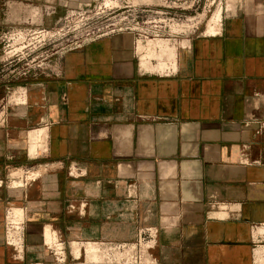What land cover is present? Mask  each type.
<instances>
[{
  "label": "crops",
  "instance_id": "1",
  "mask_svg": "<svg viewBox=\"0 0 264 264\" xmlns=\"http://www.w3.org/2000/svg\"><path fill=\"white\" fill-rule=\"evenodd\" d=\"M249 5L217 36L184 39L171 74L141 71L135 36L121 33L22 83L25 103L0 126V177L7 166L43 170L0 188V264H52L44 227L78 244L151 227L159 264H253L250 228L264 223V0ZM39 129L47 151L32 158L27 135ZM71 164L85 176L71 179ZM9 204L24 210V262L1 239Z\"/></svg>",
  "mask_w": 264,
  "mask_h": 264
},
{
  "label": "rangeland",
  "instance_id": "2",
  "mask_svg": "<svg viewBox=\"0 0 264 264\" xmlns=\"http://www.w3.org/2000/svg\"><path fill=\"white\" fill-rule=\"evenodd\" d=\"M250 1L0 0V99L3 98L0 101V126L6 123L8 109L25 103L26 91L22 83L52 73L50 66L66 53L95 42L84 41L87 32L111 24L115 16L124 13L128 18L126 22L132 24L134 8L137 12L147 11L137 14L136 20L140 24L145 22L143 26L156 25L159 32L151 33L148 31L150 29H145V37L138 38V66L147 73L171 74L175 68L177 49L188 45L183 41L186 38H180L181 35L188 34L187 39L195 34L215 37L220 33L224 18L237 16L243 8L248 9ZM104 4L116 7L104 10ZM59 9L63 10L62 14H59ZM27 136L30 157L47 151L46 129L30 131ZM69 168L67 172L71 179L78 180L85 176L81 166V174L75 168L70 171ZM42 170L7 166L5 177H0V188H23ZM211 215L224 217L226 211L220 209ZM25 222L22 207L12 204L5 207L1 239L12 249V256L17 262L25 261ZM144 228L148 227L138 228L131 241L78 244L66 243L56 231L44 227L41 249L48 254V261L52 264H68L69 261L75 264H159L151 254L156 244V234L148 237ZM250 237L253 264H264V223L252 225ZM5 240L15 247L6 244ZM123 244L126 246L123 247ZM40 260L27 264H44Z\"/></svg>",
  "mask_w": 264,
  "mask_h": 264
},
{
  "label": "built area",
  "instance_id": "3",
  "mask_svg": "<svg viewBox=\"0 0 264 264\" xmlns=\"http://www.w3.org/2000/svg\"><path fill=\"white\" fill-rule=\"evenodd\" d=\"M127 1H129V0H127ZM178 1H180V0H178ZM109 3H114V2H109ZM109 5L105 6V4H104L103 5L104 10H106V9L107 10H111V9L116 7V6L109 7ZM183 5H185V3H183ZM144 12H147V11L146 10H140V11L137 12L136 8H134L132 10V14H131V16H134L132 18V21H131L132 24L126 22V19H128L127 16L124 15V13H121L120 15H122V16H120V15H119L120 17L119 16H115L113 18L114 21L111 24H107V25L101 26V27L97 28L95 31L87 32L85 34L84 41L89 43L91 41H96V40H99V39H102V38H106V37H110V36H113V35H116V34L129 33V34H132L133 36H135V43L138 44L137 43V42H139L138 38L143 39L145 37L144 36L146 34V32L144 31L145 29H150L148 31L151 32V33L159 32L158 30H156L158 28L156 25L143 26V25H146V24H144L145 22H142L140 24L139 21L136 20L138 18L139 13H144ZM103 13H104V11L101 13V15ZM147 22H148V24H153L152 22H149V21H147ZM197 33H201V32H197ZM195 35H197V34H195ZM188 36H189L188 34L187 35L184 34V35H181L180 38L184 37V38L187 39ZM191 36H192V34H191ZM71 168H75L80 174L82 173L81 168H79V166L76 165V164L71 165L70 168H69V171L71 170ZM1 183L2 182H0V187L2 186ZM144 230H145L146 235L148 237L155 236V234H156V229H154V228L148 227V228H144ZM5 243L15 247V245L10 244L8 242V240L7 241L5 240ZM122 246L124 247L126 245L123 244Z\"/></svg>",
  "mask_w": 264,
  "mask_h": 264
},
{
  "label": "bare ground",
  "instance_id": "4",
  "mask_svg": "<svg viewBox=\"0 0 264 264\" xmlns=\"http://www.w3.org/2000/svg\"><path fill=\"white\" fill-rule=\"evenodd\" d=\"M211 44H212V43H211ZM212 46H213V45H212ZM218 46H219V45H218ZM219 48H220V47H219ZM213 49H214V48H213ZM216 50L218 51V47H217V49H216ZM213 52H214V51H213ZM219 52H220V51H219ZM217 53H218V52H217ZM217 53H216V54H217ZM213 54H214V53H213ZM217 56H218V54H217Z\"/></svg>",
  "mask_w": 264,
  "mask_h": 264
}]
</instances>
